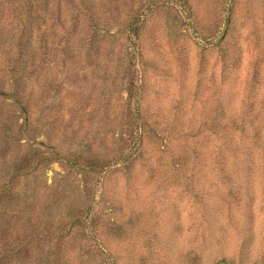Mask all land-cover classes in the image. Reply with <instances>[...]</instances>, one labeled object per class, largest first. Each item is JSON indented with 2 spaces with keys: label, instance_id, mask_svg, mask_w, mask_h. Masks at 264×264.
I'll list each match as a JSON object with an SVG mask.
<instances>
[{
  "label": "rangeland",
  "instance_id": "1",
  "mask_svg": "<svg viewBox=\"0 0 264 264\" xmlns=\"http://www.w3.org/2000/svg\"><path fill=\"white\" fill-rule=\"evenodd\" d=\"M16 264H264V0H0V232Z\"/></svg>",
  "mask_w": 264,
  "mask_h": 264
},
{
  "label": "trees",
  "instance_id": "2",
  "mask_svg": "<svg viewBox=\"0 0 264 264\" xmlns=\"http://www.w3.org/2000/svg\"><path fill=\"white\" fill-rule=\"evenodd\" d=\"M8 230L0 232V264H16L19 245H11Z\"/></svg>",
  "mask_w": 264,
  "mask_h": 264
}]
</instances>
